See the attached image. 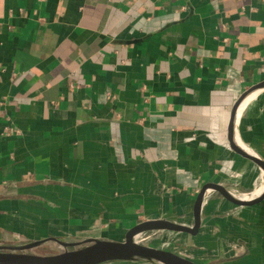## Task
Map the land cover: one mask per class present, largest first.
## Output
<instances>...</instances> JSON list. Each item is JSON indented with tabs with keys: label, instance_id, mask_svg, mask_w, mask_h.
<instances>
[{
	"label": "crops",
	"instance_id": "obj_1",
	"mask_svg": "<svg viewBox=\"0 0 264 264\" xmlns=\"http://www.w3.org/2000/svg\"><path fill=\"white\" fill-rule=\"evenodd\" d=\"M263 83L264 0H0V246L187 224L206 184L258 197L264 91L228 123ZM203 198L196 239L248 212Z\"/></svg>",
	"mask_w": 264,
	"mask_h": 264
},
{
	"label": "rangeland",
	"instance_id": "obj_2",
	"mask_svg": "<svg viewBox=\"0 0 264 264\" xmlns=\"http://www.w3.org/2000/svg\"><path fill=\"white\" fill-rule=\"evenodd\" d=\"M264 94L261 93L259 97ZM258 162L257 160H254ZM207 187V186H206ZM216 187V186H215ZM219 188V187H217ZM220 189V188H219ZM206 192L213 193L220 201H228L235 205L236 210L243 209L248 212L236 215V225H223L218 220L212 228L202 229L198 238L186 233H178V229L183 222L176 225H168L167 230L162 231H143L133 232L129 238L141 245L162 249L165 251L184 256L195 264H236L247 251L257 259L259 264H264V191L256 198L251 200L239 201L237 198L224 194L222 190L212 191L201 188L200 204L197 207V214L194 221L200 223V207L206 201L203 195ZM241 210V211H243ZM228 214H217L215 218H223ZM241 215V216H240ZM232 217V216H231ZM188 227L193 222L187 224ZM200 229V228H199ZM199 233V231H198ZM83 243H72V245L62 247L61 245H47L45 247L34 248L24 252L25 254L48 256L66 250L79 248ZM256 261V262H257ZM104 264H144L138 262L112 261Z\"/></svg>",
	"mask_w": 264,
	"mask_h": 264
},
{
	"label": "water",
	"instance_id": "obj_3",
	"mask_svg": "<svg viewBox=\"0 0 264 264\" xmlns=\"http://www.w3.org/2000/svg\"><path fill=\"white\" fill-rule=\"evenodd\" d=\"M245 100V97L242 96L232 107L229 115V128L234 119L249 105V101L245 102ZM232 149L235 152L233 146ZM260 169L261 173L258 174V178L264 182V164H261ZM202 188L216 192L220 190L212 184L203 185ZM233 210L242 212L241 210H236V208H233ZM199 228L200 223L195 220L190 227L185 225V223L181 224L178 233H186L195 237L198 234ZM167 229L168 225L164 222L143 221L129 227L122 236L115 240L92 241L78 249L66 250L48 256L18 253L31 250L40 243L20 246H0V264H104L112 261L144 264H195L172 252L144 246L129 238L130 234L136 231L158 232ZM62 246L67 247L64 244Z\"/></svg>",
	"mask_w": 264,
	"mask_h": 264
},
{
	"label": "bare ground",
	"instance_id": "obj_4",
	"mask_svg": "<svg viewBox=\"0 0 264 264\" xmlns=\"http://www.w3.org/2000/svg\"><path fill=\"white\" fill-rule=\"evenodd\" d=\"M262 91H264V84H262V85H260V86H257V87H254V88H252L249 92H247L243 97H245L246 98V100H245V102H247L249 99H251L253 96H255L256 94H258V93H260V92H262ZM228 137H229V139H230V141L232 142V144H233V147H234V149H235V152L238 154V155H240V156H242L243 158H245V159H248V160H252V158L254 157V155L253 154H251V153H249V152H247V151H245V150H243V149H241L238 145H237V143H236V141H235V135H232L231 133H228ZM255 165H257L259 168H260V166H261V163H256ZM263 191H264V186H263V188H262V190H261V192H260V195L263 193ZM259 195V196H260ZM258 196V197H259ZM200 196L198 197V201H197V207L199 206V204H200ZM243 198V197H242ZM252 198H250V197H244L243 198V200H251ZM196 214H197V208H196Z\"/></svg>",
	"mask_w": 264,
	"mask_h": 264
}]
</instances>
